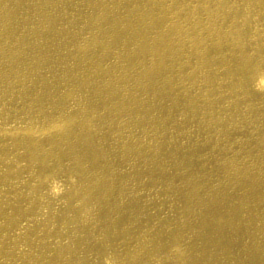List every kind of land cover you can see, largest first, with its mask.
<instances>
[{
	"label": "bare ground",
	"instance_id": "6f19581e",
	"mask_svg": "<svg viewBox=\"0 0 264 264\" xmlns=\"http://www.w3.org/2000/svg\"><path fill=\"white\" fill-rule=\"evenodd\" d=\"M0 264H264V0H0Z\"/></svg>",
	"mask_w": 264,
	"mask_h": 264
}]
</instances>
